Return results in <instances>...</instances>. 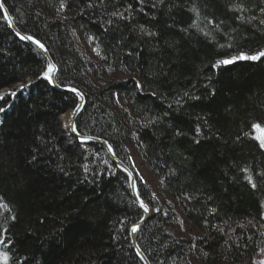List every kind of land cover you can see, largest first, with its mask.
<instances>
[{
    "label": "trees",
    "instance_id": "1",
    "mask_svg": "<svg viewBox=\"0 0 264 264\" xmlns=\"http://www.w3.org/2000/svg\"><path fill=\"white\" fill-rule=\"evenodd\" d=\"M63 2L4 0L49 48L58 84L85 94L79 132L107 139L160 206L138 233L151 263L259 264L264 149L251 125L264 126V57L214 65L264 50V0ZM47 64L0 9V253L9 264H144L128 175L69 134L61 115L78 97L38 78ZM133 153L167 198L152 197Z\"/></svg>",
    "mask_w": 264,
    "mask_h": 264
},
{
    "label": "water",
    "instance_id": "2",
    "mask_svg": "<svg viewBox=\"0 0 264 264\" xmlns=\"http://www.w3.org/2000/svg\"><path fill=\"white\" fill-rule=\"evenodd\" d=\"M0 2L3 3L4 5V9L3 11H7L8 17H7V22L10 26V28L12 29V31L16 34L17 32H20L22 35H28L24 32H22L19 27L17 26V24L15 23L13 17L10 14V11L8 9V7L5 5L4 0H0ZM37 39V38H35ZM24 42H27L29 44H31L32 46H34L35 48H37L46 58L48 64H52L54 65L57 69L58 64L55 62L49 48L45 45L46 51L40 49L35 43L31 42V41H27V40H22ZM57 73L58 71H56L55 73H53V82H49L53 87L57 88L60 91H68L73 93L74 95H76L78 97V103L75 105V107L72 110H68V118L66 121L65 125L67 126L68 132L70 135L74 136L75 138H77L79 141L84 142V143H91V142H95V143H99L101 144L108 156L110 157V159L116 164L117 167H119L120 169H122L123 171H125L128 175L129 178V184H130V189H131V193L132 196L134 197V199L136 200L137 204L139 205V201L143 200V202L147 205L148 207V211H144L143 208H141L142 210V216L134 223H132L129 227V233H130V240L131 243L135 249V251L137 252L138 256L141 258V260L144 262V264H152L150 259L148 258V256L146 255V253L144 252V250L141 248V246L138 243V233L141 230V228L143 227V225L150 220L158 211L160 210H155L153 208L152 205H150L144 198H142L140 196V194L138 193V178L137 175L135 173V171L126 163L124 162L122 159H120L117 154L115 153L114 149L112 148L110 142L100 136H96V135H87V134H82L79 132L78 128H77V119L78 116L80 115V113L82 112L85 104H86V96L85 94L78 89L75 86H61L58 84L57 82ZM70 88H75L77 89V92H72L70 90ZM66 113V112H65ZM75 125L76 126V130L72 131V126ZM84 137H91L92 139H83ZM109 146H111L112 151L109 150ZM135 184V188H133L131 185ZM133 225H139L138 230L136 232H132L131 228Z\"/></svg>",
    "mask_w": 264,
    "mask_h": 264
},
{
    "label": "snow or ice",
    "instance_id": "3",
    "mask_svg": "<svg viewBox=\"0 0 264 264\" xmlns=\"http://www.w3.org/2000/svg\"><path fill=\"white\" fill-rule=\"evenodd\" d=\"M140 2L142 3L143 0H140ZM162 2V0H161ZM65 5H64V2L63 0H61V8H63ZM155 6V5H154ZM0 9H4V5L2 2H0ZM262 12H264V9H261ZM113 15H118V13H113ZM121 15V18H122V14H119ZM4 17L5 19H7L8 17V14H7V11L5 10L4 11ZM261 23H264V21H261ZM11 26V25H9ZM16 35L21 39V40H27V41H31L33 43H35L40 49L42 50H45L46 51V48H45V45L38 39H35L34 36L32 35H22L20 32H17ZM151 35V33H150ZM264 57V50L258 52L256 55H245L244 53H241L240 55L238 56H235V57H232L231 59H222V60H219L217 61L216 65H214V67H218L220 65H228V64H232L234 62H236L237 60H259L260 58ZM56 71H58V69L52 65V64H47L43 70V72L40 74V76L38 78H44V79H47L49 82H53V73H55ZM31 81L29 82V85H24V84H21L19 85V90L22 91L25 87H28L31 85ZM139 87V84L137 85ZM70 90L72 92H77V89L75 88H70ZM8 95H11V96H15L16 95V92L13 91L11 93H7ZM185 95H188L187 93H185ZM3 97L0 96V99H2ZM5 111L4 108H0V112H3ZM68 125H65V127H67ZM251 128L253 130H255L256 132H259L260 134L255 136V139L259 141V146L261 149H264V126H262L261 123H252L251 125ZM76 130V126L73 125L72 126V131H75ZM199 131V129H198ZM83 139H92L91 137H84ZM198 142V141H197ZM109 150L112 151L111 149V146H109ZM244 171H247V169H245ZM249 183L251 184V186L253 188L256 187V184L253 182V178L252 176H248L247 177ZM133 188H135V184L131 185ZM139 206L141 208H143L144 211H148V207L147 205L143 202V200H140L139 201ZM213 211H215L213 209ZM138 227L139 225H133L132 228H131V231L132 232H136L138 230ZM4 243V237L3 235H0V244H3ZM0 264H9V257L7 255L6 252L4 253H0Z\"/></svg>",
    "mask_w": 264,
    "mask_h": 264
},
{
    "label": "rangeland",
    "instance_id": "4",
    "mask_svg": "<svg viewBox=\"0 0 264 264\" xmlns=\"http://www.w3.org/2000/svg\"><path fill=\"white\" fill-rule=\"evenodd\" d=\"M3 92H6V90ZM119 101L122 104L125 103V101L121 97L119 98ZM66 113H68V112H66ZM62 115H61V120H62ZM62 122L65 123L63 120H62ZM132 163H133V166H134L135 170L137 171L139 177H141L143 181L147 182V184L152 188V197L157 201L167 198V195H165L160 190L157 180L152 176L149 169L143 164V161L141 160V158L135 153L132 154ZM150 205H152V204H150ZM159 207H160L159 205L153 206V208L155 210H159L160 209ZM191 231L196 232V230L193 228L191 229ZM257 261L259 264H264V246L260 250V254L257 258Z\"/></svg>",
    "mask_w": 264,
    "mask_h": 264
},
{
    "label": "bare ground",
    "instance_id": "5",
    "mask_svg": "<svg viewBox=\"0 0 264 264\" xmlns=\"http://www.w3.org/2000/svg\"><path fill=\"white\" fill-rule=\"evenodd\" d=\"M68 115H69L68 113H65V114L62 115V120H63L65 123H66V121H67ZM65 123H64V124H65ZM146 201H147V200H146ZM147 202H148V201H147ZM148 203H149V202H148ZM137 255H138V254H137ZM140 259H141V258H140ZM257 262H258V261H257ZM143 263H144V262H143Z\"/></svg>",
    "mask_w": 264,
    "mask_h": 264
}]
</instances>
